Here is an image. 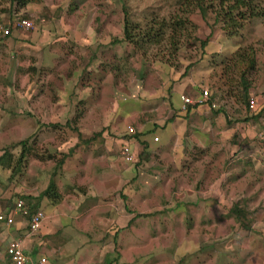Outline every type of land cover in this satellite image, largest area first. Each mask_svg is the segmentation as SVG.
<instances>
[{
	"label": "crops",
	"instance_id": "1",
	"mask_svg": "<svg viewBox=\"0 0 264 264\" xmlns=\"http://www.w3.org/2000/svg\"><path fill=\"white\" fill-rule=\"evenodd\" d=\"M78 8L77 4L72 7L73 11ZM22 9L24 13L33 14L27 5ZM79 24L71 29L74 32L72 40L59 34L55 37L62 42L57 49L68 45L62 50L67 52L59 56L64 59L62 63L72 58L76 47L81 50V53L78 52L79 64L75 69L73 64L72 71L67 69V72H71L67 83L71 82L72 75L75 78L70 86H64H69L70 96L74 90L83 89L76 95L82 94L87 99V90L79 85V73H83V69L96 70L102 60H98L99 57L94 54V49L100 47L95 36H91L89 44L85 45L87 51L79 44ZM119 30L121 32V25ZM21 37L22 34L18 33L15 45L16 42L20 43ZM28 39L29 45L43 41L42 37L31 39L30 34ZM120 39L121 35L109 43V46L119 45L117 49L115 46L111 49L112 56L123 45ZM233 39L223 33H214L205 46L201 60L184 74H181L183 70L143 62L140 58L125 87L120 82L112 83V76L105 72L109 75L103 79L98 100L109 98L108 106L100 100L96 104L91 102L92 106L75 122L72 120L73 108L53 117L52 120L56 121L62 117L63 122H50L59 126L45 130L53 142V145L46 146L53 147L51 152L62 153L65 157L45 162L51 165L52 182L63 198L60 201L57 199V203L52 202L42 194L43 190L20 194L28 207L42 209L46 218L37 231L28 232L26 217L12 213L13 222L4 225L8 229L3 236L7 239L1 244L2 264H6V243L18 235L27 255L31 258L43 255L51 264H143V260L137 259L142 254L137 252L141 241L132 239L138 224L145 228L147 226L149 239L156 229L170 231L173 223L178 224L181 236L190 230L195 232L184 221L191 217L186 212L188 204H184L187 200L184 192H196V181L193 189H188L185 183L180 184L181 180H211L210 193L222 188L225 194H231L232 201L240 202L248 221L257 210H262L258 206L261 200H257V203L249 200V192L244 191V184L247 187L249 180H264V144L258 141L259 134H264V73L259 76L257 73V79L251 84L246 81V99L254 100V108L249 110L243 101L238 76L229 68L220 67L218 72L214 70L216 57L234 52L237 41ZM54 40L50 39L49 44L55 43ZM231 41L233 44H230ZM53 52L57 50L53 49ZM256 59L259 70L264 67V60ZM239 64H235L234 68ZM94 65L96 68H93ZM143 67L145 69L142 70ZM105 87L111 91L107 93L109 96L104 92ZM203 87L209 91L208 101L201 105H189L186 111L181 110V97L194 98ZM210 103L215 107H210ZM127 125L134 128V135L127 133ZM61 126L72 132L66 129L62 138L56 137L54 132L57 134V128ZM153 137H157V140L154 141ZM122 145H128L135 154L133 162L127 163L120 158ZM204 164L209 166L204 167ZM218 167L220 170L217 172ZM163 180L177 181L181 192L179 200L170 204V198L166 199L169 204L163 202L161 208L154 211L151 199L146 194ZM66 199L72 203L65 205L63 202ZM45 207L50 208V213L43 209ZM10 209L4 211L10 212ZM228 213L227 209L223 215L230 218L231 214ZM174 216H177L176 222L173 221ZM149 244L152 248L151 240ZM72 248L83 250L87 256L77 261L66 259L64 253L68 254L67 251ZM107 253L110 254L107 256ZM148 254L146 252L144 256ZM186 254L183 252L171 264H181Z\"/></svg>",
	"mask_w": 264,
	"mask_h": 264
},
{
	"label": "rangeland",
	"instance_id": "2",
	"mask_svg": "<svg viewBox=\"0 0 264 264\" xmlns=\"http://www.w3.org/2000/svg\"><path fill=\"white\" fill-rule=\"evenodd\" d=\"M121 3L122 0H39L35 3L26 4L29 9L33 10V14L31 15L26 13L27 19L31 20L33 27L28 30L16 28L17 30H14L7 39L0 38V150L4 146L16 144L24 138H28L29 142L34 138L35 148L38 151H42L45 148L52 151L53 147L46 146V144L53 145L52 138L50 139L45 134L47 132L45 130L50 129L47 128L48 124L53 121L62 123V117L57 121L52 120L53 117L59 113H65L69 108H74L71 105L78 98H86L82 94L81 96L76 95V93L83 91V89L74 90V94L69 95L71 93L69 90L70 83L75 78L73 75L72 80L70 78L71 82L67 83L71 74V72H67V69L72 71L73 64L75 65L74 69L79 64L80 58L78 52L81 53V50L76 47L72 58L68 62L62 63L61 61L64 59H61L59 56H63L67 52H63L62 50L68 48V45L64 43L66 45L57 49L62 42L58 41L59 38L55 37L56 34L65 37L67 40H72V34L74 32L71 29L73 30L75 26L77 28V24L80 23L79 25L82 28L78 26V32L80 34H77V36H80L78 40L81 47H85V51H87L88 48L85 45L89 44V38L91 36H95L100 47L97 49L93 47L94 54L102 62H113L111 68L116 64L119 65L122 63V58H119L120 56H126L128 64L124 69L121 66L122 73L118 74L117 76L119 78L115 80L116 83L120 82L124 87L131 80L132 70L140 63L139 55L143 54H131L132 49L128 47V44L122 42L123 45L115 53L116 55L112 56L111 53L113 51L111 49L114 46L117 49L119 45L109 46L110 41H113L119 35L122 36V31L120 32L119 30L120 25L122 30L123 23L122 11L120 9ZM123 3L126 6V19L132 25L141 27L149 19V16L154 15L156 18H160L164 14L171 12L176 7L177 0H124ZM75 4L79 8L73 11L72 7ZM5 7L6 5L0 0V8ZM22 10L13 11L11 16L7 13L0 12V21L3 26H6L5 24L9 19H13L16 15L20 16L24 13ZM59 16L61 17L59 18ZM190 17L194 21V26L196 25L195 31L192 34L203 36L209 32L210 28L208 25L212 21L211 16H208L206 22L201 20L198 13H193ZM212 23L211 29H214L217 33H221L218 29L219 24ZM90 32L91 34L88 35ZM18 33H21L22 37L19 40L20 43L16 42L15 45L14 37H17ZM29 34L31 39L35 40L42 37L43 41H39V44L34 42L33 45H29ZM49 38L55 39V43L52 40V44H49ZM229 38H235L233 41H237L235 43V50L242 48L248 43H252L251 40L254 39L253 44L257 49L256 57L264 60V16L255 17L246 21L237 35ZM255 39L261 42H254ZM181 40L184 41L185 37L182 36ZM233 41L230 44H233ZM68 43L71 44L69 41ZM208 46H211V44H208ZM131 48L134 49L133 46ZM53 49L57 50V52H53ZM51 51L52 53H50ZM151 53L152 51H149L148 56L145 55L147 58H143L142 61L163 64L157 59H151ZM182 55H184L182 60L187 62L185 58L188 55L182 52L176 55V59H181ZM194 58L196 56L192 54L191 59ZM218 58L216 57V65L214 66L216 72H218L220 67L223 69V67L227 68L226 65H228V68L234 72L233 74L238 76V70L232 69L231 65L233 63H229V65L223 62L222 57ZM117 60L118 62L115 63ZM40 65L42 68H40ZM164 65L168 66L165 63ZM93 68H96L95 65ZM97 69L96 74L103 77L98 81L99 87L96 95L92 99L88 96L87 99H91L90 101L95 104L103 101V104L105 103L108 106L107 100L109 98H99V101L98 94L101 90L103 79L106 75L110 74L112 76V72H108L109 74L103 72L100 64ZM183 69V65L177 68L179 71ZM191 69L192 66L187 71H191ZM82 72L79 75L81 80H84L85 69ZM256 72L258 76L262 72L264 73V67ZM90 78L88 82H90ZM111 78L113 83V76ZM256 79L254 77L253 81ZM93 80L94 83H97L95 79ZM235 82L237 81L235 80ZM68 84L69 86L65 87ZM125 89H122V92ZM85 92L90 93V89ZM104 92L109 96L107 93L111 91L105 87ZM66 129L65 126H61V128H57L58 132L57 134L54 132V135L62 138L68 130ZM42 134L45 136L42 137ZM19 150L20 146L14 147L12 149L13 155H18ZM55 156L58 158L59 153L56 152ZM50 166L43 159L40 160L37 158L34 159L32 156H25L20 165L16 166V171H11V168L0 170V210L4 211L6 208H10L9 206L14 198L21 193L24 194L29 191L33 194L43 190L48 180H52V167ZM208 166L209 164H204V167ZM219 170L220 167H218L217 172ZM10 173H12V176L8 181L7 177ZM185 181L181 180L180 184L185 183L188 189H193L194 182L196 181V192H191L194 196L188 191L184 192L187 198L184 204H188L186 212L188 216H191L190 218L187 217V219H184V221L195 232L190 230L185 236H181V233L178 232V224L173 223L170 226V231L164 230L161 232L156 229L154 234H150L151 239H149L146 233L147 226L145 228L141 224H138L134 228L135 232L132 233V239L141 241V243H138L137 252L142 254H139L137 259L143 260V264H165L164 261H168L167 264H171L172 260H175L185 252L187 254L181 264H264V180H249L247 187L244 184V191L246 193L249 192V200L256 203L257 200H261L258 206H260L259 208H263L262 210H257L254 217L250 218V232L242 227L239 222L241 219L235 218L237 217L235 212H232L230 218L223 215L227 209L237 208L242 210L240 202L232 201L231 194H225L222 188H219L220 190L218 189L217 192L210 193L211 180ZM233 181L235 183L237 182V180ZM176 182V180L174 182H161L157 185L158 187L154 186L147 192L146 196L151 199L150 202L154 207V211L161 208L160 205H163V202L169 204L167 201L169 198L170 204L178 199L181 192ZM172 183L176 184L173 185ZM58 198V201H60L63 197L59 195ZM63 203L65 205L66 203L71 204L72 201L66 199ZM192 203L193 206H191ZM31 208L34 207L31 206ZM43 209L50 213L49 207ZM176 218L177 216L173 217L174 222H176ZM260 222H263V224ZM6 229L8 228H5L4 224L0 223V264H2L1 244L4 242V239H7L6 237L3 238L6 235L4 233ZM15 237L21 239L19 235ZM150 240L152 241L153 249L150 248ZM155 246H161V248H154ZM67 252L68 254L66 252L64 253L66 259L75 261L87 256L83 250L79 249L72 248ZM146 252L149 254L144 256ZM109 254L107 253V256Z\"/></svg>",
	"mask_w": 264,
	"mask_h": 264
},
{
	"label": "trees",
	"instance_id": "3",
	"mask_svg": "<svg viewBox=\"0 0 264 264\" xmlns=\"http://www.w3.org/2000/svg\"><path fill=\"white\" fill-rule=\"evenodd\" d=\"M1 1L6 5V7L0 8V12L7 13L11 16L13 11H19L26 4L35 3L39 0ZM123 1L124 0H122V3L120 4V9L123 16L121 41L130 45L131 47H134V49L131 48V54L138 55V53H142L143 55H139L142 60L143 58H147L145 57V55L148 56L149 51H152L150 56L151 59H157L161 63H165L168 66L173 67L175 70H177V68H180V65H183L184 69L181 74H184L187 69L200 61L202 56L204 55L205 46L207 45L211 36L216 33L214 29H211L212 22L214 24H219L218 29L221 31V33H223L227 37H231L237 35L238 31L241 29L244 23H246V21L255 17L264 16L263 0H177L176 7H174L171 12L164 14L160 18H156L154 15L149 16V19L145 23H143V26L138 27L129 23V21L126 19V6ZM193 13H198L201 20L205 22L208 16L212 17V21L208 25L210 30L207 34L203 36L192 34L195 31L196 26H194V21L192 17H190ZM20 17L27 18V15L26 13H22ZM9 21H11V19H9ZM14 30L17 29L9 26L8 33L1 35L0 38L7 39V37H9ZM182 36L185 37L184 41L181 40ZM254 42L259 43L261 41L255 39ZM179 52L188 55H186L187 57L185 58L187 62L182 60L184 55L181 56V59H176V55ZM192 54H195L196 58L191 59ZM256 54L257 49L254 47V44L252 42L246 44L242 48H238L230 55L222 57L223 62L227 64L233 63V65H231L232 68L237 69V72H239L238 85L240 86L241 93L244 96L243 101L245 102V105H247L245 91L246 81L251 84V82H253L255 74L257 73L256 71L258 70L256 64ZM119 58H122V63L119 65L116 64L112 68L111 66L113 65V62L103 61L100 63V67L101 69H103V72H112L114 84H116L115 79L119 78V76L117 75L122 73L121 66L124 69L128 64L126 56H120ZM117 62L118 60L115 63ZM238 63H240V67L238 66L234 68L235 64ZM226 67L228 68V65H226ZM97 70L98 69L96 68V70L94 71H86L84 75L85 79L81 80L80 77L79 80V85L81 87H84L87 90L90 89V93L88 94L91 99L96 95V91L99 87L98 81L103 77L96 74ZM95 76L96 78H94ZM89 78L91 79L90 82H88ZM93 79H95L97 83H94ZM90 100L78 98L75 101V103L73 104V121L79 119L82 113H84L86 109H88L89 105L92 102ZM187 108L188 106L185 108V111L187 110ZM56 126L59 125L55 123H49L47 128L52 129ZM134 133L135 130L132 134L134 135ZM17 146H20V150L18 152V155L14 156L12 153V149ZM0 151V170L11 168V171H16V166L20 165L25 156H32V158L34 157V159H43L45 161L49 159L58 161L62 157H65L64 154L59 153V157L57 158L55 156L56 153L51 152L48 148H45L42 151H38L35 148L34 138L30 140V142L28 138H24L18 141L16 144H9L2 147ZM11 176L12 173H10L7 177L8 181L11 179ZM42 194L45 197L50 198L52 202H56V200L59 199V194L57 193L56 187L51 179L43 189ZM16 198H21L23 200L29 212L31 211L30 209L33 210L38 208L28 207L22 195L15 197L14 200ZM232 212H235L237 214V217H235L236 219H241V221L239 222L241 223L242 227L247 229L250 228L249 221L246 220L244 211L237 208L229 209V213L232 214Z\"/></svg>",
	"mask_w": 264,
	"mask_h": 264
},
{
	"label": "built area",
	"instance_id": "4",
	"mask_svg": "<svg viewBox=\"0 0 264 264\" xmlns=\"http://www.w3.org/2000/svg\"><path fill=\"white\" fill-rule=\"evenodd\" d=\"M6 24V26H3L0 21V35L7 34L9 26L24 30H28L33 27V23L31 22V20L20 17L19 15H16L13 19H11V21L6 22ZM208 97L209 91L207 88L203 87L194 98L181 97L182 102L180 105V109L185 110V108L189 105H201L208 101ZM210 107H215V104L210 103ZM247 108L249 110L254 108L253 98L248 99ZM126 131L128 134H132L134 132V129L132 126L127 125ZM153 140L156 141L157 137H153ZM258 141L260 144H264V134H259ZM119 156L123 161L127 163H131L135 159V154L130 150V147L128 145L121 146ZM12 213H19L26 217L28 232L37 231L40 228L43 220L46 218L45 212L40 208L33 209L29 212L21 198H16L12 202L10 212L0 210V223L4 225L11 224L13 222ZM4 255L6 257V264H51L49 260L43 255H38L34 258H31L29 255H27L23 251L22 240L17 237L11 238L6 243V246L4 248Z\"/></svg>",
	"mask_w": 264,
	"mask_h": 264
},
{
	"label": "clouds",
	"instance_id": "5",
	"mask_svg": "<svg viewBox=\"0 0 264 264\" xmlns=\"http://www.w3.org/2000/svg\"><path fill=\"white\" fill-rule=\"evenodd\" d=\"M205 88V87H204Z\"/></svg>",
	"mask_w": 264,
	"mask_h": 264
}]
</instances>
